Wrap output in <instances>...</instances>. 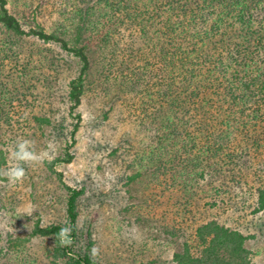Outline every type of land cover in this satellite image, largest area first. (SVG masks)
I'll use <instances>...</instances> for the list:
<instances>
[{"label": "trees", "instance_id": "1", "mask_svg": "<svg viewBox=\"0 0 264 264\" xmlns=\"http://www.w3.org/2000/svg\"><path fill=\"white\" fill-rule=\"evenodd\" d=\"M40 2L0 0V125L11 127L15 103L29 100L41 83L37 75L45 52L40 47L22 52L18 41L55 45L57 54L47 60L50 78L65 71L66 59L77 68L59 96L61 108L25 114L22 135L0 143V211L6 204L2 190L8 201L2 175L7 152L31 136L29 129L47 128L64 142V151L48 166L62 181L52 165L74 157L78 108L93 62L90 48L126 32L116 72L123 77L121 67L134 61L140 74L124 92L143 111H154L153 141L164 148L167 140L180 171L190 177L182 182L187 197L180 204L190 232L172 253V264H257L248 243L264 241V0ZM46 3L59 18L51 31L35 20ZM163 154L158 150V161ZM63 186L68 192L63 219L35 221L30 236L51 240L53 264H104L92 250L91 231L78 225L84 188ZM65 227L71 229L66 237ZM8 241L15 238L8 235Z\"/></svg>", "mask_w": 264, "mask_h": 264}, {"label": "rangeland", "instance_id": "2", "mask_svg": "<svg viewBox=\"0 0 264 264\" xmlns=\"http://www.w3.org/2000/svg\"><path fill=\"white\" fill-rule=\"evenodd\" d=\"M36 3L44 2L34 0ZM35 20L47 31L59 22L50 3L39 7ZM128 39L126 32H120L109 44L97 43L90 48L93 62L78 108L81 121L71 149L74 157L52 165L61 172L62 181L48 167L64 151V142L51 135L52 131L29 129L31 136L24 139L32 143L36 160L23 164L25 175L14 185L3 175L14 164V145L8 146L2 170L8 201L2 190L6 204L0 211V264H53L51 240L32 238L30 230L35 221L44 225L63 219L68 194L63 184L84 188L78 225L91 231L95 242L92 250L104 264H172V253L180 250L188 237L190 223L181 216L180 204L187 197L182 182L190 177L186 170L180 171L167 140L164 148L153 141L152 126L158 122L154 111H143L142 104L124 92L125 84L140 74V65L127 62L128 69H120L123 77L116 72ZM16 46L22 52L40 47L45 59L37 75L41 83L33 95L15 103L11 127L0 125V143L12 135H22L25 114H51L57 105L61 108L59 96L67 77L77 68L75 61L66 59L65 71L50 78L53 73L47 60L57 54L55 45L21 40ZM114 147L118 148L116 153L111 152ZM154 147L164 153L160 161ZM136 172L128 182V176ZM8 235L15 238L14 243L8 241ZM248 246L255 262L264 264V241Z\"/></svg>", "mask_w": 264, "mask_h": 264}, {"label": "clouds", "instance_id": "3", "mask_svg": "<svg viewBox=\"0 0 264 264\" xmlns=\"http://www.w3.org/2000/svg\"><path fill=\"white\" fill-rule=\"evenodd\" d=\"M11 158L14 164L5 169L3 175L14 185L21 182L25 175L23 164L36 160V155L32 149V143L26 139L16 141L11 153ZM70 230L69 227L62 228L61 235L66 237Z\"/></svg>", "mask_w": 264, "mask_h": 264}]
</instances>
